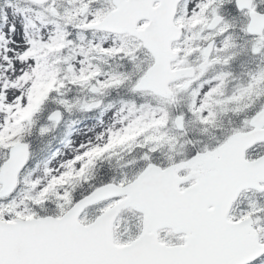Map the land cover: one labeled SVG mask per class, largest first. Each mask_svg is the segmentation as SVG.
Returning a JSON list of instances; mask_svg holds the SVG:
<instances>
[{
  "label": "snow or ice",
  "instance_id": "snow-or-ice-1",
  "mask_svg": "<svg viewBox=\"0 0 264 264\" xmlns=\"http://www.w3.org/2000/svg\"><path fill=\"white\" fill-rule=\"evenodd\" d=\"M0 264H264V0H0Z\"/></svg>",
  "mask_w": 264,
  "mask_h": 264
}]
</instances>
